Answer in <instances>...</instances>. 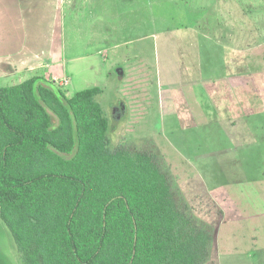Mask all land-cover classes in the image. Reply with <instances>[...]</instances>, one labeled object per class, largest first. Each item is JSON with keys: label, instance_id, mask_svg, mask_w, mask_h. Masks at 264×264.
Segmentation results:
<instances>
[{"label": "rangeland", "instance_id": "rangeland-1", "mask_svg": "<svg viewBox=\"0 0 264 264\" xmlns=\"http://www.w3.org/2000/svg\"><path fill=\"white\" fill-rule=\"evenodd\" d=\"M36 74L103 88L111 147L156 150L213 264H264V0H0V86Z\"/></svg>", "mask_w": 264, "mask_h": 264}, {"label": "trees", "instance_id": "trees-1", "mask_svg": "<svg viewBox=\"0 0 264 264\" xmlns=\"http://www.w3.org/2000/svg\"><path fill=\"white\" fill-rule=\"evenodd\" d=\"M94 86H0V218L22 264H213L215 229L154 148L111 147Z\"/></svg>", "mask_w": 264, "mask_h": 264}, {"label": "built area", "instance_id": "built-area-1", "mask_svg": "<svg viewBox=\"0 0 264 264\" xmlns=\"http://www.w3.org/2000/svg\"><path fill=\"white\" fill-rule=\"evenodd\" d=\"M55 81H58V79L55 77ZM61 85H68L70 83V78L64 77L60 81H58Z\"/></svg>", "mask_w": 264, "mask_h": 264}, {"label": "crops", "instance_id": "crops-1", "mask_svg": "<svg viewBox=\"0 0 264 264\" xmlns=\"http://www.w3.org/2000/svg\"><path fill=\"white\" fill-rule=\"evenodd\" d=\"M60 59H61V58L59 57L58 59H56V61L58 62V61H60ZM38 65H39V64H38ZM38 65H37V66H38ZM45 65H46V64H45ZM48 71H51V70H48ZM51 73H52L53 75H55V74H56V72H55V71H54V72L52 71ZM52 74H51V75H52ZM54 77H57V76H54Z\"/></svg>", "mask_w": 264, "mask_h": 264}, {"label": "flooded vegetation", "instance_id": "flooded-vegetation-1", "mask_svg": "<svg viewBox=\"0 0 264 264\" xmlns=\"http://www.w3.org/2000/svg\"><path fill=\"white\" fill-rule=\"evenodd\" d=\"M124 107V106H123ZM119 109L123 110L122 106L118 107Z\"/></svg>", "mask_w": 264, "mask_h": 264}]
</instances>
